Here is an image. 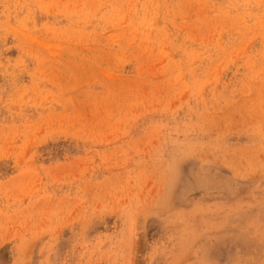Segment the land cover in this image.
Instances as JSON below:
<instances>
[{"label": "rangeland", "instance_id": "obj_1", "mask_svg": "<svg viewBox=\"0 0 264 264\" xmlns=\"http://www.w3.org/2000/svg\"><path fill=\"white\" fill-rule=\"evenodd\" d=\"M0 264H264V0H0Z\"/></svg>", "mask_w": 264, "mask_h": 264}]
</instances>
